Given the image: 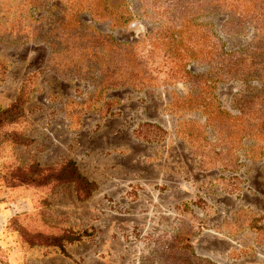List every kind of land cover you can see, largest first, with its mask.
<instances>
[{
	"label": "rangeland",
	"instance_id": "374dc122",
	"mask_svg": "<svg viewBox=\"0 0 264 264\" xmlns=\"http://www.w3.org/2000/svg\"><path fill=\"white\" fill-rule=\"evenodd\" d=\"M18 98L0 264H264V0H0ZM68 160L87 198L8 181Z\"/></svg>",
	"mask_w": 264,
	"mask_h": 264
},
{
	"label": "trees",
	"instance_id": "16d2710c",
	"mask_svg": "<svg viewBox=\"0 0 264 264\" xmlns=\"http://www.w3.org/2000/svg\"><path fill=\"white\" fill-rule=\"evenodd\" d=\"M22 99L18 98L15 100L9 107L0 108V128L4 125H9L17 122L21 117H23L22 112ZM22 138H20L21 140ZM15 140V139H14ZM17 141V140H16ZM19 142V141H18ZM33 168L29 174H21L18 171H12L8 178L11 185L17 184H38V186L46 185L51 181L57 182H73L75 186L76 193L79 198H87L90 196L96 189L95 184L88 180L81 172L77 169V165L73 160H68L66 163L61 165L57 171L52 172L48 176L32 177V174L38 173L39 171L34 168H39L37 164L31 166ZM32 177V179L28 177ZM46 177V178H45ZM13 180V181H12ZM187 237H190V233H186ZM54 243H59L54 241ZM183 248H191L190 243L186 242L180 245Z\"/></svg>",
	"mask_w": 264,
	"mask_h": 264
}]
</instances>
